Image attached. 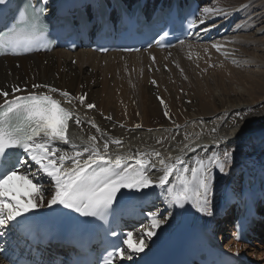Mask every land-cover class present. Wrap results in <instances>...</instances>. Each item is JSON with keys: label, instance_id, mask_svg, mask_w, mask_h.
I'll list each match as a JSON object with an SVG mask.
<instances>
[{"label": "bare ground", "instance_id": "obj_1", "mask_svg": "<svg viewBox=\"0 0 264 264\" xmlns=\"http://www.w3.org/2000/svg\"><path fill=\"white\" fill-rule=\"evenodd\" d=\"M200 4V16L212 18L207 28L212 29L210 36L199 37L201 34L194 32L168 50L150 48L105 55L85 49L54 50L0 58V91H8L9 98L38 93L64 102L63 106L82 121L79 126L70 121L68 129L70 140L80 148L90 136L100 138L102 132L104 138L122 141L121 145L110 144L109 152L113 157L120 154L129 158L127 163H135L131 157L137 152L158 151L166 160L170 158L168 162L179 157L185 166H195L199 159L207 163L214 152L233 153L225 172L212 169L210 216L199 212L191 202L182 208L170 206L166 190L155 186L147 195L121 201L124 220L139 215L143 218L141 224H148L146 214L156 209L166 222L146 240L143 252L116 264H142L166 247L191 256L201 238H212L225 251L247 258L252 264H264V224L258 227L260 243L243 247L226 237L231 233L225 221L227 206L235 196L251 197L258 203L264 200V0H200ZM205 8L215 11L204 14ZM14 87L20 91L13 94ZM52 88L57 92L52 93ZM63 92L69 97L62 96ZM81 95L85 96L84 104L79 102ZM3 99L0 97V102ZM67 99L72 103H66ZM88 103L95 107L89 109ZM97 143L102 148L103 140ZM57 150L72 152L63 144H58ZM151 160L157 170L149 168L148 174L155 181L162 166L154 155ZM37 169L30 164L32 174H37ZM39 175L47 199L52 185L43 173ZM258 210L262 213L264 205ZM78 214L55 205L27 215L70 221ZM131 231L135 235L137 230ZM0 264H4L1 259Z\"/></svg>", "mask_w": 264, "mask_h": 264}, {"label": "snow or ice", "instance_id": "obj_2", "mask_svg": "<svg viewBox=\"0 0 264 264\" xmlns=\"http://www.w3.org/2000/svg\"><path fill=\"white\" fill-rule=\"evenodd\" d=\"M6 0H0L4 5ZM48 0H39V4L28 3L19 10L11 27L0 34V55L11 52L19 55L23 51L37 48L45 36L47 24L45 13ZM215 10L205 8L204 14H213ZM204 23L202 17H194L188 26ZM40 88L41 85H33ZM13 88L12 93L19 92ZM52 93L57 89H50ZM65 98L69 93H61ZM0 237L5 235V229L11 231L22 226V220L36 209L61 205L84 216L103 220L119 203L125 193L132 195H147L152 187L166 190V202L184 207L191 202L199 212L212 215L209 193L212 185V169L225 172L233 153L225 150L222 154L213 153L204 159L196 161L195 166H185L176 158L168 162L161 153H134L131 159L135 163H127L129 159L120 154L113 157L109 145H121L119 138H104L101 129L89 121L91 127L101 132V137L93 135L88 138L85 146L80 148L68 136L69 121L79 126L82 121L73 112L63 106L62 101L49 94L29 93L13 95L8 91H0ZM72 103L71 99L65 101ZM84 104L85 96L79 97ZM163 103V101H161ZM92 109L94 104L88 103ZM165 116L168 112L165 111ZM111 119V117H108ZM140 127L139 125L136 126ZM215 131V129H213ZM103 140L102 148L97 143ZM185 139H188L185 136ZM70 146L72 152L59 151L57 145ZM188 147L187 144L184 146ZM158 158L162 166L161 173L154 181L148 174V169H156L151 157ZM139 157V159H136ZM30 164L38 166L37 174H32ZM39 173L49 179L52 190L45 198L46 189ZM148 224L141 230L123 234L121 243L112 246L107 251L103 264H116V261L130 259L133 253H141L147 247L146 240L156 235L166 221L158 211L146 214ZM112 236H117L115 231ZM126 246V247H125ZM0 251H4L0 248Z\"/></svg>", "mask_w": 264, "mask_h": 264}, {"label": "rangeland", "instance_id": "obj_3", "mask_svg": "<svg viewBox=\"0 0 264 264\" xmlns=\"http://www.w3.org/2000/svg\"><path fill=\"white\" fill-rule=\"evenodd\" d=\"M227 36H229V37H231L232 35H227ZM245 56H247V55H245ZM263 69V68H262ZM250 70H252V69H250ZM264 70V69H263ZM153 211H156V209H154ZM147 223H142L141 225H146ZM141 226H138L137 228H134L135 230H140L141 228H140Z\"/></svg>", "mask_w": 264, "mask_h": 264}]
</instances>
